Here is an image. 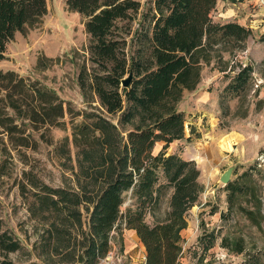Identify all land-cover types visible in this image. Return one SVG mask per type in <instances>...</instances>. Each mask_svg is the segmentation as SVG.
Segmentation results:
<instances>
[{
	"label": "trees",
	"instance_id": "trees-1",
	"mask_svg": "<svg viewBox=\"0 0 264 264\" xmlns=\"http://www.w3.org/2000/svg\"><path fill=\"white\" fill-rule=\"evenodd\" d=\"M216 3L217 0H149L147 8L140 12L138 0H65L67 10L81 17L87 34L86 59L78 63L74 58L79 65L77 82L82 96L89 91L108 115L118 116L120 125L131 126L123 139L115 125L99 114L82 113L89 121L72 125L71 142L75 147H107L95 167L91 166L95 170L92 179L99 186L91 193L95 200L79 264H97L108 253L114 234L122 238L124 229L134 230L143 244L144 264L180 263V232L187 226L185 214L198 200L202 185L194 160L165 152L169 143L184 138L186 120L178 103L185 91L197 87L204 65L214 62L229 78L220 93V106L226 111L224 100L237 98L242 102L253 73L251 64L243 65L235 59L237 52L245 49L251 29L237 21H215L212 12ZM46 10V0H0V62L7 59L6 49L15 33L24 34L38 25ZM258 40L264 43V33ZM50 63L52 58L40 56L36 69H47ZM129 74L130 83L123 87L122 80ZM69 111L68 101L38 79L0 69V153H8L9 146L13 150L35 149L39 141L51 143L49 130L64 127L63 118ZM40 129L43 131L38 138L29 132ZM68 142L64 137L61 143L67 153ZM157 142H163V146L153 153ZM116 145L120 148L114 157ZM255 169L248 167L224 185L225 215L237 211L258 227L263 215L254 183ZM29 178L28 185L36 190L33 205L37 202L39 208L63 211L82 202L78 193L47 185L41 189L34 175ZM20 188L23 195L26 184ZM166 190H171L169 209L163 218L147 223L146 212L159 207ZM87 196L90 195L84 198H92ZM126 196L130 202L122 209ZM242 198L245 202L252 200V207L244 205ZM72 212L66 219L70 220ZM217 234L215 229H203L198 237L203 252L215 245ZM220 246L235 254L246 253L241 236L233 240L222 236ZM20 248V240L2 229L0 221V264H42L15 263L8 258V253ZM259 255H248L252 258L249 261ZM202 259L196 264H203Z\"/></svg>",
	"mask_w": 264,
	"mask_h": 264
},
{
	"label": "rangeland",
	"instance_id": "rangeland-1",
	"mask_svg": "<svg viewBox=\"0 0 264 264\" xmlns=\"http://www.w3.org/2000/svg\"><path fill=\"white\" fill-rule=\"evenodd\" d=\"M138 1L141 3L140 12H143L149 0ZM234 1L217 0L212 16L220 22L240 19L251 29L248 44L246 41V56L240 53L242 50L235 56L237 61L253 67L250 87L242 102L237 98H226L223 103L228 107L226 111L220 106V93L229 78L214 66V62L204 65L197 87L193 91H185L178 103V109L185 115V129L190 134L191 126L193 133L169 143L165 148L166 154L174 152L184 158L194 157L200 171L198 181L202 191L185 214L187 226L183 229L191 232L189 238L200 236L203 229L218 231L215 245L206 252H203L198 241L194 247H187V240L183 239L184 249L179 264H196L200 257L203 264H254L256 261L264 264V43L258 40L264 30V0ZM46 9L38 25L27 29L24 34L15 33L6 49L7 59L0 62V69H11L22 76L38 79L54 89L61 99L68 101L70 111L63 118L64 127L49 130L51 143L39 141L35 149L13 150L9 146L8 153H0V221L2 229L12 232L20 240L21 248L7 255L15 263L79 264L78 256L86 245L83 235L88 232L89 215L95 200V195L91 193L99 186L92 179L94 169L91 166L95 167V161L101 153L107 152V147L99 145L92 150L75 147L71 142L72 125L89 121L82 113L99 114L115 125L123 139L125 131L131 126L120 125L118 116L108 115L89 91L85 97L82 96L77 82L79 65L74 62L75 58L81 63L87 56V34L81 17L67 10L65 0H46ZM40 56L52 58L49 68L36 69ZM203 93L208 94L209 98L201 101L199 98ZM210 128L214 130L210 131ZM41 131L43 129L29 132L38 138ZM64 137H68V153L62 150ZM162 146L163 142H157L153 153ZM119 148L116 145L113 149L114 157ZM248 167H256L257 170L253 177L263 215L258 227L237 211L225 215L226 191L220 176L230 168L231 180ZM30 175L39 180L36 183L41 189L47 185L52 189L78 193L82 202L63 211L39 208L37 202L33 205V191L36 190L30 188L26 180L30 179ZM22 183L26 184L23 195L20 188ZM88 194L91 199L84 198ZM170 195L171 190H166L159 207L146 212L147 223L164 217L169 209ZM241 200L244 205L252 207V200ZM129 202L126 196L122 209ZM70 211L73 212L69 214L72 216L69 220L66 216ZM221 212H224L223 216ZM222 236L231 240L243 237L246 253L235 254L221 247ZM256 253L260 255L255 257V261H249L252 258L248 255ZM139 261V249L136 247L128 252L123 235L119 238L115 233L108 253L97 264H140Z\"/></svg>",
	"mask_w": 264,
	"mask_h": 264
},
{
	"label": "crops",
	"instance_id": "crops-1",
	"mask_svg": "<svg viewBox=\"0 0 264 264\" xmlns=\"http://www.w3.org/2000/svg\"><path fill=\"white\" fill-rule=\"evenodd\" d=\"M237 22H239L240 24H243L244 25V23L240 19H238ZM263 32H264V30L261 31V33H263ZM247 44H248V41H247ZM208 98H209V95L203 93L200 96L199 99L201 101H203V100H207ZM189 124H191V122H189ZM211 130H214V129L213 128L212 129L210 128V131ZM188 131H189L188 129H185V132H184V137L185 138L186 137H189L192 134V133L189 134ZM209 132H207V133H209ZM196 139H200V138H196ZM196 152H198V150H196ZM172 153H174V152H172ZM184 159L196 161V159L194 157H188V158H184ZM190 233L191 232H189V231L187 232L186 229H182L181 232H180L181 237H182V241H183V239L187 240L186 246L189 247L191 245L192 247H194V244H196V242L198 241L199 235H196L193 238H189ZM122 235H123V242H124V246H125L126 250L128 252H132L133 249L137 247L139 249V252H140V260L141 261H139V262H140V264H144L145 249H144L143 244L140 242L138 236L136 235L135 231L132 230V229H124V233ZM115 238H116V236H115ZM182 248L184 249V247H182Z\"/></svg>",
	"mask_w": 264,
	"mask_h": 264
},
{
	"label": "water",
	"instance_id": "water-1",
	"mask_svg": "<svg viewBox=\"0 0 264 264\" xmlns=\"http://www.w3.org/2000/svg\"><path fill=\"white\" fill-rule=\"evenodd\" d=\"M131 74H129L126 78H124L122 80V83L121 85L123 87H127L130 83V80H131ZM230 174H231V169H226L220 176V180L222 181V183L225 185L227 182L230 181Z\"/></svg>",
	"mask_w": 264,
	"mask_h": 264
},
{
	"label": "built area",
	"instance_id": "built-area-1",
	"mask_svg": "<svg viewBox=\"0 0 264 264\" xmlns=\"http://www.w3.org/2000/svg\"><path fill=\"white\" fill-rule=\"evenodd\" d=\"M240 53H242V55H244V56H246V54H247V50H242ZM243 65H245V64H243ZM144 259H145V257H144Z\"/></svg>",
	"mask_w": 264,
	"mask_h": 264
}]
</instances>
